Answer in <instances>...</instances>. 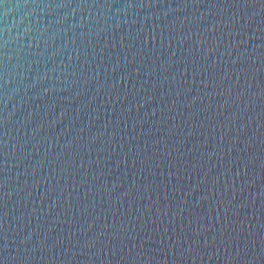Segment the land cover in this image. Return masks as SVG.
<instances>
[{
  "label": "water",
  "instance_id": "95a60500",
  "mask_svg": "<svg viewBox=\"0 0 264 264\" xmlns=\"http://www.w3.org/2000/svg\"><path fill=\"white\" fill-rule=\"evenodd\" d=\"M0 264H264V0H0Z\"/></svg>",
  "mask_w": 264,
  "mask_h": 264
}]
</instances>
